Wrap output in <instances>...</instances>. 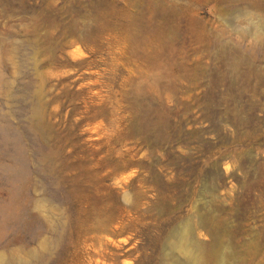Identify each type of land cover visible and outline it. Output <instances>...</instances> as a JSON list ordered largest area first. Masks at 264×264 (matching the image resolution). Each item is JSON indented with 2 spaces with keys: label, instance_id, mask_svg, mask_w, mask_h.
<instances>
[{
  "label": "rangeland",
  "instance_id": "obj_1",
  "mask_svg": "<svg viewBox=\"0 0 264 264\" xmlns=\"http://www.w3.org/2000/svg\"><path fill=\"white\" fill-rule=\"evenodd\" d=\"M254 21L264 0H0V263L192 264L188 235L264 264Z\"/></svg>",
  "mask_w": 264,
  "mask_h": 264
},
{
  "label": "bare ground",
  "instance_id": "obj_2",
  "mask_svg": "<svg viewBox=\"0 0 264 264\" xmlns=\"http://www.w3.org/2000/svg\"><path fill=\"white\" fill-rule=\"evenodd\" d=\"M251 31L256 36L260 37L261 39L264 38V29L263 26L259 22L254 21V26L252 27ZM189 231L186 228V232ZM190 238L186 235L182 238V242L178 244V249L182 252L188 259H191L192 264H212V257L204 248L203 244L198 242L197 240L191 238V242H189ZM0 264H9L7 261L1 262ZM21 264H29L27 261L22 262Z\"/></svg>",
  "mask_w": 264,
  "mask_h": 264
}]
</instances>
